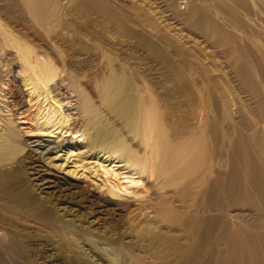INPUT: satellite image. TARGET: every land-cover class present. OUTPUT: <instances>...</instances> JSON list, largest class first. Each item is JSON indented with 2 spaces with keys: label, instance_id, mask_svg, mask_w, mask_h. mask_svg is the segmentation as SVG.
Instances as JSON below:
<instances>
[{
  "label": "rangeland",
  "instance_id": "374dc122",
  "mask_svg": "<svg viewBox=\"0 0 264 264\" xmlns=\"http://www.w3.org/2000/svg\"><path fill=\"white\" fill-rule=\"evenodd\" d=\"M52 1L43 24L0 0V120L17 123L0 130V264H264V0H86L85 17L82 0ZM16 41L47 52L98 114L59 84L72 131H39ZM113 73L149 88L171 140L201 141L172 180L137 174L118 196L115 174L150 149L101 97Z\"/></svg>",
  "mask_w": 264,
  "mask_h": 264
},
{
  "label": "bare ground",
  "instance_id": "6f19581e",
  "mask_svg": "<svg viewBox=\"0 0 264 264\" xmlns=\"http://www.w3.org/2000/svg\"><path fill=\"white\" fill-rule=\"evenodd\" d=\"M25 2L30 7L35 18L43 24H50L58 17L57 4L52 0H25ZM82 6L83 8L79 11V14L85 17L86 0H82ZM5 33L7 32L0 25V35ZM16 43L18 44L16 48H18L19 54L18 65L20 66L18 70L16 69L17 76L23 81V86L29 96V102H38L37 125L43 119L39 125V131H49V134L54 132L63 133L65 136H68L72 131L74 121L72 115L67 113L68 108H66L65 104L66 101L71 103V100L64 98V93L57 87L59 84L68 95L77 94L78 92L77 95L80 103L76 109L92 116L98 114V108L94 105L88 93L80 90L78 84L77 87L73 85L74 83L70 81L71 76L64 72L62 74L55 67L54 60L51 59L47 52L40 50L33 51L26 44H21L19 41H16ZM138 90L139 92L135 91L134 84L130 79L125 82L117 73H113L99 86V92L104 102L111 104L113 109L115 107L114 104H117V106L121 105L125 110L132 113L129 115L130 130L135 132L138 137L140 136L145 147L150 149V152L146 153L143 157L137 156V154L129 156L128 161L133 167L132 172L124 170L122 172L125 175L124 177L120 174H115L114 181L108 187L110 193L115 196L125 193H136V186L140 185L143 180L142 178L135 177L137 174L141 175L142 173L149 172L153 175L156 173L158 176H164L166 180H172L175 175L182 173L181 161H184L188 157V148H195L201 144V141L195 138L189 139L187 146L185 144H177L173 139L171 140L170 129L163 121L162 112L149 88H138ZM27 110L22 111L20 114L19 119H24L21 123H27L25 120L27 118L25 114ZM15 114L17 113H14L12 116ZM1 120L0 124H2V127L0 130H2V135L12 138L13 134L16 133L15 127H17V123L13 118L6 120V123H2ZM28 134H30L29 136L36 135V133ZM1 136L0 138H3ZM0 143L2 146V142ZM8 145H10L9 142ZM38 145L42 147L43 144L38 143ZM47 146L49 144L45 145L46 148H49ZM69 155L72 157L71 153ZM110 172L112 171L106 170V174ZM123 179H127V181H122ZM107 181H110V179L108 178ZM41 182L43 183L44 181ZM85 182L89 183L88 181Z\"/></svg>",
  "mask_w": 264,
  "mask_h": 264
},
{
  "label": "built area",
  "instance_id": "2783aa9c",
  "mask_svg": "<svg viewBox=\"0 0 264 264\" xmlns=\"http://www.w3.org/2000/svg\"><path fill=\"white\" fill-rule=\"evenodd\" d=\"M183 8V7H182Z\"/></svg>",
  "mask_w": 264,
  "mask_h": 264
}]
</instances>
